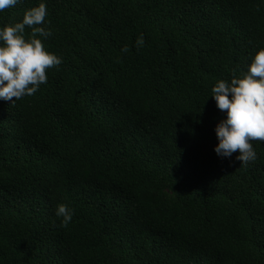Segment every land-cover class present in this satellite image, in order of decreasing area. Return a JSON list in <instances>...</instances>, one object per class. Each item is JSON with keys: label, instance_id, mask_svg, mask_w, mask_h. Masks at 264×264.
<instances>
[{"label": "trees", "instance_id": "obj_1", "mask_svg": "<svg viewBox=\"0 0 264 264\" xmlns=\"http://www.w3.org/2000/svg\"><path fill=\"white\" fill-rule=\"evenodd\" d=\"M44 2L62 63L0 100V264H264V141L218 157L210 97L264 48V0Z\"/></svg>", "mask_w": 264, "mask_h": 264}, {"label": "clouds", "instance_id": "obj_2", "mask_svg": "<svg viewBox=\"0 0 264 264\" xmlns=\"http://www.w3.org/2000/svg\"><path fill=\"white\" fill-rule=\"evenodd\" d=\"M19 2L0 0V11ZM46 15V3L41 0L37 6L25 10L21 21L0 27V100L14 104L23 96L34 94L40 84L47 82L46 69L62 63V58L48 52L37 37L38 34L46 39L51 35L50 29L41 26ZM26 26L32 29L27 39ZM143 44L140 34L136 46ZM128 50L127 46L121 48L125 53ZM211 91L216 107L227 110L226 118L214 128L218 141L214 152L218 157L230 158L238 150L235 159L240 165L255 161L257 154L251 141H264V48L256 52L242 78L230 82L219 80ZM55 214L62 218V225H67L73 211L61 203L56 206Z\"/></svg>", "mask_w": 264, "mask_h": 264}]
</instances>
